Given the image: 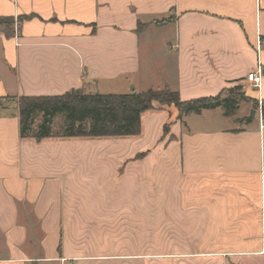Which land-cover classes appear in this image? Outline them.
<instances>
[{"label":"crops","instance_id":"crops-1","mask_svg":"<svg viewBox=\"0 0 264 264\" xmlns=\"http://www.w3.org/2000/svg\"><path fill=\"white\" fill-rule=\"evenodd\" d=\"M0 17L14 20L12 37L0 27V100L100 94L104 84L114 91L107 94L167 87L191 101L224 96L264 69V0H0ZM261 87H247L250 104L239 101L228 116L221 107L177 119L167 107L140 117L142 128L146 118L159 129L171 123L183 173L184 189L172 185L179 198L152 201L155 223L193 239L167 247L162 264H264V128L258 106L250 108L264 102V76ZM209 111L215 119L205 118ZM30 139L19 138L18 109L0 106V264H152L147 250L85 247L82 219L99 228L113 215L65 204L80 199L84 180L106 174L111 162L93 149L105 141ZM144 199L122 207L145 209Z\"/></svg>","mask_w":264,"mask_h":264},{"label":"rangeland","instance_id":"rangeland-1","mask_svg":"<svg viewBox=\"0 0 264 264\" xmlns=\"http://www.w3.org/2000/svg\"><path fill=\"white\" fill-rule=\"evenodd\" d=\"M142 85L146 86L147 82L143 81ZM246 88L243 84L237 83L236 86L229 89L231 93L226 90L224 95H234L238 101L242 102V106L246 107L245 104H250L246 102L247 100L244 97ZM87 91L82 90L86 94L88 93ZM89 92L93 93V91ZM97 92L100 94L114 93L113 89H109L104 84L97 87ZM16 103V97L0 100V106L6 107L11 111L18 109ZM152 105L154 106L153 108H156L153 111L150 110L143 113L144 116L169 108L170 113H172L171 111L174 109L172 106L167 108L155 102ZM257 106L258 102H252L250 108H256ZM216 113L217 111H209L204 116L205 118L215 119L213 117H215ZM192 119L197 118L192 116ZM59 120L55 121L54 133L60 131ZM146 121L142 128L141 120L139 133L131 138H125L126 140L124 138L109 137L94 138L98 139V141H105L103 146L107 144L104 148L94 145L93 149L100 157L106 156L111 164L109 168H106V174L103 177L100 179L96 178V181H90L93 185H89L87 180L81 183L82 194L80 199L77 196L74 200L65 197V204L80 203L84 208L89 207L92 203V205L96 204L100 208L98 217L106 216V214H109L110 217L113 215L111 225L100 226L99 228L89 227L85 224V219H82L84 220V227L81 230L80 237L85 247L90 246L92 248L97 245V249L102 253L105 252V248L110 246V249L116 254H122L133 249L147 250L150 254H153L152 257H149L152 260V264H162L165 257L161 255V252L166 251L167 247L173 249L177 247L179 242H188V240L193 239L186 235V231L181 233V239H179L177 237L178 232L176 229L170 228V223L164 225L155 223V212L157 209L152 201L155 198L180 197L179 193L177 195L176 192H173L172 185L177 188V185L181 184L179 183L180 178H178L181 166L177 163V158H173L172 155L170 145L173 138L168 137L171 123H166L162 129L161 127L159 129L157 125H153L150 122L149 118H146ZM190 123L196 128L202 127L195 121H190ZM48 139L69 141L62 137ZM48 139H44L41 142ZM74 140L89 142L90 138H74ZM33 141L41 143L36 142L34 139ZM93 141L96 142V140ZM78 146L80 147L81 145ZM67 147L69 146L67 145ZM79 151L81 152V149ZM180 173L183 175L182 171ZM179 188H183V183L179 185ZM94 190L96 191L95 194ZM142 194L147 202L144 206L145 209L138 205L130 210L123 209L124 207L122 206L126 202L137 203L141 200ZM64 195H67V193H64ZM159 195L161 197H158ZM127 211L130 212L129 215L126 213ZM87 213L88 215L91 214ZM219 238V236H214L213 242L219 243ZM182 239L185 240L181 241Z\"/></svg>","mask_w":264,"mask_h":264},{"label":"trees","instance_id":"trees-1","mask_svg":"<svg viewBox=\"0 0 264 264\" xmlns=\"http://www.w3.org/2000/svg\"><path fill=\"white\" fill-rule=\"evenodd\" d=\"M23 20L24 18H18V22ZM169 21L163 20L156 25H163ZM13 24L12 18L0 17V27L8 37L13 35ZM261 72L264 76V69ZM154 102L161 106L174 107L178 112L177 119L184 115L192 113L199 115L202 111L221 107L224 115L228 116L236 111L240 103L234 95L223 96V92L215 97L182 101L178 92L167 87L160 91L147 89L142 93L117 95L86 94L82 90L73 89L58 96L19 97L16 103L19 138H31L41 142L44 139L59 137L71 139L133 137L140 131L141 115L153 110ZM57 119H60V131L54 133Z\"/></svg>","mask_w":264,"mask_h":264},{"label":"built area","instance_id":"built-area-1","mask_svg":"<svg viewBox=\"0 0 264 264\" xmlns=\"http://www.w3.org/2000/svg\"><path fill=\"white\" fill-rule=\"evenodd\" d=\"M262 84H263V72H261V69L258 67L255 70L250 71V73L246 75L243 81V85L245 87H249L257 91L258 93L261 91ZM257 101H258V107L256 109V112H257V116H259L260 128L262 129L264 128V107L260 99H258Z\"/></svg>","mask_w":264,"mask_h":264},{"label":"water","instance_id":"water-1","mask_svg":"<svg viewBox=\"0 0 264 264\" xmlns=\"http://www.w3.org/2000/svg\"><path fill=\"white\" fill-rule=\"evenodd\" d=\"M251 113H253V111ZM251 113H250V116L252 115Z\"/></svg>","mask_w":264,"mask_h":264}]
</instances>
